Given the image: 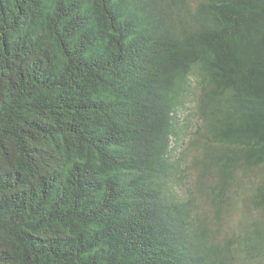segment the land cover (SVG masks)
<instances>
[{
    "label": "trees",
    "instance_id": "16d2710c",
    "mask_svg": "<svg viewBox=\"0 0 264 264\" xmlns=\"http://www.w3.org/2000/svg\"><path fill=\"white\" fill-rule=\"evenodd\" d=\"M0 264H264V0H0Z\"/></svg>",
    "mask_w": 264,
    "mask_h": 264
}]
</instances>
